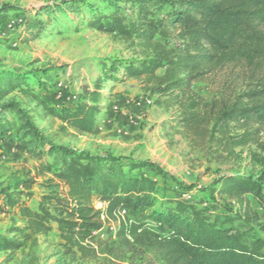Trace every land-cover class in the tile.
Masks as SVG:
<instances>
[{
  "label": "rangeland",
  "instance_id": "374dc122",
  "mask_svg": "<svg viewBox=\"0 0 264 264\" xmlns=\"http://www.w3.org/2000/svg\"><path fill=\"white\" fill-rule=\"evenodd\" d=\"M69 0H0V15L7 23L22 15L34 16L47 8L42 19L49 20L46 29L25 35L23 25L0 27V72L26 74L27 88L3 91L0 85V122H9V129L0 133V242L19 244L18 249L0 251V264H160L157 253L132 241L116 237L117 220L104 221L102 230L94 233L90 247L81 254L70 251L56 230L24 241L18 230L24 223L17 208L3 205L4 196L24 194L25 206L36 210L42 196L63 197L65 186L45 172V166L59 167L62 155L84 153L106 163L118 161L150 162L156 169H147L157 182L155 206L151 211L173 207L175 199L186 200L198 209L223 213L237 212V205L208 190L221 176L256 178L264 172V126L254 125L248 132L257 143L233 147L217 133L183 128L180 106L171 98L151 95L143 80L128 79L120 83L106 80L112 64L140 63L144 54L140 47L85 25L83 17L92 8L119 9L127 20L134 18L133 7L123 0H82L87 7L82 15L70 12L64 3ZM157 19L166 15L169 7ZM90 8V9H89ZM168 49H177L176 32L161 40ZM158 76L162 71L157 72ZM100 81L101 115L91 133H82L50 116L36 101L42 99L57 108L77 104L84 88L94 90ZM264 84V66H239L216 71L191 85V94L207 107L204 114L253 88ZM232 126V125H231ZM241 132L232 131L236 139ZM24 179L33 180L31 189L22 187ZM30 194V195H28ZM107 198L92 199L96 210H104ZM245 214L233 224L248 244H256L264 255V211L252 200H246ZM133 222L147 221L150 228L164 234L165 228L148 221L145 214H124ZM104 220V218H103Z\"/></svg>",
  "mask_w": 264,
  "mask_h": 264
},
{
  "label": "trees",
  "instance_id": "16d2710c",
  "mask_svg": "<svg viewBox=\"0 0 264 264\" xmlns=\"http://www.w3.org/2000/svg\"><path fill=\"white\" fill-rule=\"evenodd\" d=\"M123 1L133 7L134 18L130 21L119 9L110 8H89L90 13L83 17L87 28L137 45L144 54V60L137 64H112L106 80H143L151 95L171 98L180 106L181 123L187 131L198 133L207 126L210 136L217 133L233 147L257 143L248 130L254 125L264 126V84L238 95L230 103L223 102L210 114H204L207 106L192 96L191 85L224 68L264 66V0L165 2L169 11L160 19L157 17L164 6L156 0ZM64 6L71 13L82 15L88 4L69 0ZM46 9L50 7L41 8L34 16L22 14L11 25L5 15H0V27L23 25L25 35L45 30L49 22L42 19ZM171 30L180 42L177 49L161 44ZM158 71H162L161 76ZM0 85L4 92L27 88L26 74L0 72ZM101 98L100 81L94 90L84 88L73 107L62 105L57 110L35 97L50 116L82 133L94 131L102 111ZM9 125L8 121H1L0 133L6 132ZM232 131L242 134L234 140L229 137ZM260 147L264 150L263 145ZM260 163L264 165L263 160ZM59 164L56 170L45 166V172L65 186L63 197L42 196L36 210L20 202L24 194L2 199L5 207L18 209L24 223L18 232L24 241L34 237L35 243L36 236L49 233L55 225L65 247L83 254L104 221L117 220L116 237L154 251L160 264H264V255L256 244L246 243L233 228L236 220L246 215L247 199L264 211V172L256 178L221 176L208 190L212 196L234 202L238 214L228 209L223 213L207 212L182 199L170 202L173 207L167 210L148 212L155 206L158 185L145 171L156 169L154 164L106 163L84 153L62 155ZM33 183L24 179L22 187L28 191ZM96 197L108 199L103 211L93 208L92 199ZM122 211L145 214L148 221L162 225L165 233H156L147 221L129 220L121 215ZM19 247L12 242H0V251Z\"/></svg>",
  "mask_w": 264,
  "mask_h": 264
},
{
  "label": "built area",
  "instance_id": "2783aa9c",
  "mask_svg": "<svg viewBox=\"0 0 264 264\" xmlns=\"http://www.w3.org/2000/svg\"><path fill=\"white\" fill-rule=\"evenodd\" d=\"M189 199H190L189 197L186 198V200H189ZM100 211H103V210H100ZM124 214H125V212L122 211V212H121V215H124ZM102 219H103V216H102ZM101 230H102V229H100L99 231L95 232V234H96V233H99Z\"/></svg>",
  "mask_w": 264,
  "mask_h": 264
}]
</instances>
